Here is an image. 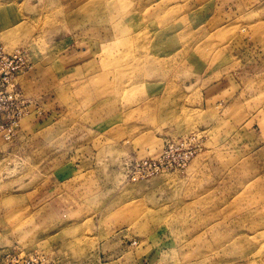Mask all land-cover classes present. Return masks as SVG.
Instances as JSON below:
<instances>
[{
  "label": "rangeland",
  "instance_id": "rangeland-1",
  "mask_svg": "<svg viewBox=\"0 0 264 264\" xmlns=\"http://www.w3.org/2000/svg\"><path fill=\"white\" fill-rule=\"evenodd\" d=\"M0 47L30 112L0 137V257L264 264V0H0Z\"/></svg>",
  "mask_w": 264,
  "mask_h": 264
},
{
  "label": "built area",
  "instance_id": "built-area-1",
  "mask_svg": "<svg viewBox=\"0 0 264 264\" xmlns=\"http://www.w3.org/2000/svg\"><path fill=\"white\" fill-rule=\"evenodd\" d=\"M23 64L20 56L8 54L0 47V137L6 142L11 140L21 121L30 114L28 102L22 98L21 92L18 91L15 84L16 76L22 71ZM180 146L182 148L168 145L161 151L160 156L155 159H132L125 167L127 175L130 178L141 179L157 174L159 171L169 167H184L192 157V152L185 150L187 144H180ZM176 151L179 152L175 154ZM0 264L51 263L47 262L44 257L35 254L23 256L6 254L0 257Z\"/></svg>",
  "mask_w": 264,
  "mask_h": 264
},
{
  "label": "crops",
  "instance_id": "crops-1",
  "mask_svg": "<svg viewBox=\"0 0 264 264\" xmlns=\"http://www.w3.org/2000/svg\"><path fill=\"white\" fill-rule=\"evenodd\" d=\"M53 115H54V113H53ZM44 116V117H43ZM39 117H43V118H49V116H48V114H47V116L45 115V114H43L42 115V112H35L34 114H33V119L35 120V118L38 120V118ZM53 117V116H52ZM20 125H21V123H20ZM137 154V153H136ZM138 154H139V156H142V157H144V158H153V159H155V158H158L159 156H160V154H161V151L158 149V150H151V151H147V152H138ZM143 159V158H142ZM53 193V192H52Z\"/></svg>",
  "mask_w": 264,
  "mask_h": 264
},
{
  "label": "bare ground",
  "instance_id": "bare-ground-1",
  "mask_svg": "<svg viewBox=\"0 0 264 264\" xmlns=\"http://www.w3.org/2000/svg\"><path fill=\"white\" fill-rule=\"evenodd\" d=\"M171 144H172V143H171ZM167 146H168V145H167ZM178 146H179V145H177V147H178ZM187 147H188V146H187ZM165 148H166V147H165ZM180 148H181V147H180ZM132 159H134V158H132ZM132 159H131V160H132ZM131 160H130V161H131ZM158 173H159V172H158ZM127 174H128V173H127ZM155 175H156V174H155ZM127 177H128V179H131V180H136V179H138V178H130L129 175H127ZM21 256H22V255H21Z\"/></svg>",
  "mask_w": 264,
  "mask_h": 264
}]
</instances>
